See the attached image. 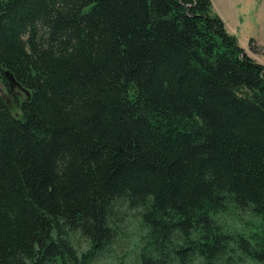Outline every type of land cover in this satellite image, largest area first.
Returning a JSON list of instances; mask_svg holds the SVG:
<instances>
[{"label": "trees", "instance_id": "trees-1", "mask_svg": "<svg viewBox=\"0 0 264 264\" xmlns=\"http://www.w3.org/2000/svg\"><path fill=\"white\" fill-rule=\"evenodd\" d=\"M0 81V264H91L127 218L138 264H264V66L211 0H0Z\"/></svg>", "mask_w": 264, "mask_h": 264}, {"label": "rangeland", "instance_id": "rangeland-1", "mask_svg": "<svg viewBox=\"0 0 264 264\" xmlns=\"http://www.w3.org/2000/svg\"><path fill=\"white\" fill-rule=\"evenodd\" d=\"M239 1H241V3L245 7H247L248 5L246 3L247 0H239ZM248 1L252 6L251 9L252 11H254V9H256L257 6L258 7L260 6L264 14V0H248ZM237 2L238 0H236V2H234V0H220L222 11L230 16L232 13L231 10H233L232 6L234 5L235 13L237 12L238 16H240L238 12L240 11V5L237 4ZM254 2H256V4ZM256 22H259L262 25V22L260 21H254L253 23H248L244 26H242V24L239 25L238 23L237 24L230 23L228 26L230 33H228L227 30L226 32L237 39L238 45L240 46V48L243 49L244 53L247 56L252 58L256 63H259L264 58V43L260 44L256 39L261 37L264 31L262 30V27H260L257 33L254 31V24ZM262 26L264 29V25ZM244 46L246 47L244 48ZM254 57H256L257 59H255ZM14 91L21 98L25 97L23 92L17 89ZM0 96L4 98V100L7 101L10 108L13 109V114L16 113L19 114L18 111L14 108L13 105H11L10 101L7 99L6 97L7 91L6 88L3 86V84L1 83V81H0ZM219 220L227 228L236 230L237 232H241L244 234L259 232L262 228L261 219L259 217L254 216L249 211L238 210L233 207H230L226 213L220 215ZM138 225H139V220L137 218L125 219L122 230L116 237L113 246L107 252L100 254L91 264H138L137 248L134 244L136 237L138 235ZM73 238H74V243L80 253L87 251L88 243L85 239L81 238L78 234H76ZM237 256H239V254L238 255L236 254L233 260H230L232 258L228 260L222 259V261H219L217 263L215 262V264H256L248 259H243V261H240L237 258ZM196 264H206V263H204L202 260L197 259Z\"/></svg>", "mask_w": 264, "mask_h": 264}, {"label": "crops", "instance_id": "crops-1", "mask_svg": "<svg viewBox=\"0 0 264 264\" xmlns=\"http://www.w3.org/2000/svg\"><path fill=\"white\" fill-rule=\"evenodd\" d=\"M234 2H236V0H234ZM212 3V8L214 13H216L223 21H224V25L225 28L227 30L228 33H230L229 31V24L230 23H238L239 25L242 24V26L248 24V23H253L254 21H260L262 22V25H264V14L263 11L261 9V7L257 6L256 9H254V11H252V6L250 4V2L247 0L246 3L248 4L247 7H245L241 1L238 0L237 4L240 5V11L239 14L240 16H238V13H235V9H234V5L232 6V13L229 16L228 14H226L225 12L222 11V7L220 5V0H211ZM256 4V2H254ZM258 5V4H257ZM240 17V19H239ZM259 22H256L254 24V31L257 33L260 29V27L262 26ZM258 41V43L262 44L264 43V33L262 34L261 37H259L258 39H256ZM246 46H244L245 48ZM255 59H257L256 57H254ZM259 63H261L262 65H264V58L263 60H261Z\"/></svg>", "mask_w": 264, "mask_h": 264}, {"label": "water", "instance_id": "water-1", "mask_svg": "<svg viewBox=\"0 0 264 264\" xmlns=\"http://www.w3.org/2000/svg\"><path fill=\"white\" fill-rule=\"evenodd\" d=\"M5 75H6V78H7V80H8V83H9V86H10V89H11V90L14 91L15 89H17V90H19V91H21V92L27 94V96H28V93H27L24 89H22V88L16 83V81H15L14 78L10 75L9 72H6Z\"/></svg>", "mask_w": 264, "mask_h": 264}]
</instances>
